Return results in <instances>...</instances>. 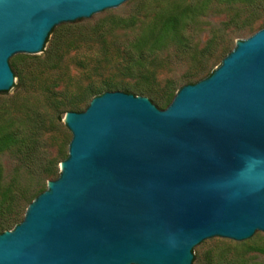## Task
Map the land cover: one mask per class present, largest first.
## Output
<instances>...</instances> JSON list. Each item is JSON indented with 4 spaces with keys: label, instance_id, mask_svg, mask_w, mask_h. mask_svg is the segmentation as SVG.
<instances>
[{
    "label": "water",
    "instance_id": "1",
    "mask_svg": "<svg viewBox=\"0 0 264 264\" xmlns=\"http://www.w3.org/2000/svg\"><path fill=\"white\" fill-rule=\"evenodd\" d=\"M128 1L0 0V93L13 56ZM169 104L107 92L68 112L60 175L0 234V264H192L205 240L264 233V29Z\"/></svg>",
    "mask_w": 264,
    "mask_h": 264
},
{
    "label": "rangeland",
    "instance_id": "2",
    "mask_svg": "<svg viewBox=\"0 0 264 264\" xmlns=\"http://www.w3.org/2000/svg\"><path fill=\"white\" fill-rule=\"evenodd\" d=\"M174 1L130 0L88 19L61 24L40 54H18L9 60L14 83L0 94V124L13 120L17 127L24 120L19 131L33 135L36 149L27 169L16 147L0 150V222L11 212L17 226L37 195L57 180L72 137L65 115L75 112L70 107L86 94L78 104V110L85 111L96 98L89 89L103 84L124 87L165 110L187 80L208 78L238 42L264 29V0L245 1L232 10L215 8L201 18L199 30L190 33L186 53L167 43L145 59L143 68H132L126 53L159 10ZM260 250L262 232L242 242L212 238L193 249L192 264H264Z\"/></svg>",
    "mask_w": 264,
    "mask_h": 264
},
{
    "label": "trees",
    "instance_id": "3",
    "mask_svg": "<svg viewBox=\"0 0 264 264\" xmlns=\"http://www.w3.org/2000/svg\"><path fill=\"white\" fill-rule=\"evenodd\" d=\"M245 1L249 0H176V2L174 1L164 6L155 15L147 32L137 38L134 41L131 51L126 53L129 62L132 64V68H134V66L139 69L143 68L145 59L159 51L161 47L167 43H173L180 50L181 54L186 53L191 43L190 33L194 34L199 30L201 18H204L209 13H213L215 8H227L232 10L233 7ZM116 27L120 26L116 25ZM53 31L54 29L50 32L49 36ZM185 83V86L193 85L196 81L187 80ZM118 91L130 94L127 88H119L112 84H103V86L91 88L87 92L91 97H99L107 92ZM87 96L85 94L76 104L70 107V110L78 112V104L83 102ZM27 120L28 119H26V121ZM23 124L24 120L18 123L20 127L23 126ZM18 125L16 127V122L13 120L3 121L0 124V150L4 147H16L18 155L21 157L24 164H26L27 169V162L32 157L33 150L36 149V141L33 139V135H22ZM2 203L3 202H0V205ZM10 214L11 212L0 222V234L10 231L12 227L15 226V216L14 214ZM260 251L264 253V250Z\"/></svg>",
    "mask_w": 264,
    "mask_h": 264
}]
</instances>
